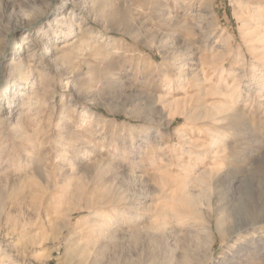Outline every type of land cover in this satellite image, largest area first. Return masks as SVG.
I'll return each mask as SVG.
<instances>
[{
	"label": "rangeland",
	"instance_id": "obj_1",
	"mask_svg": "<svg viewBox=\"0 0 264 264\" xmlns=\"http://www.w3.org/2000/svg\"><path fill=\"white\" fill-rule=\"evenodd\" d=\"M208 1L0 0V264H264V232L206 236L264 221V0Z\"/></svg>",
	"mask_w": 264,
	"mask_h": 264
},
{
	"label": "bare ground",
	"instance_id": "obj_2",
	"mask_svg": "<svg viewBox=\"0 0 264 264\" xmlns=\"http://www.w3.org/2000/svg\"><path fill=\"white\" fill-rule=\"evenodd\" d=\"M214 1L215 0H210L207 2V6L210 7V9L212 11H214ZM255 13H256V15H259V16L261 15L260 12H258V10H256ZM258 32H259V30H258ZM15 67H17V65H15ZM6 89H7V87L5 88V90ZM212 137L213 138L211 140H209V142H207L209 147L214 146L215 144L218 143V139H215V135ZM228 169H230V168H228ZM228 169H226V168L224 169L221 166L217 170L215 169V172H214V168H212V167L206 168L205 167L201 171H199L198 175L196 174L197 176L195 178H193L192 175L189 173V171H187V173H185V175H183V179L180 181V183L178 181L176 183V185L180 184L179 187H177L180 190V192H179V190L177 189V191L179 192V195H177L178 198L176 199L179 202L178 207L172 208V209H167V210H162L161 212L158 213V216H160L162 221L156 225V230L158 232H160V234L162 236H165L167 234H171L174 237L179 238V234H178V232H175L176 231L175 228L173 226L169 227V226H167V224L171 225V221L176 222L175 223L176 225L179 224L178 223L179 221L182 222V221L186 220L189 222L193 221V223L195 221H197L196 218H197L198 214L199 215L201 214V209H199V207H198L199 205H196L197 204L196 198L192 192L194 189H196V188H192L194 186L193 185L194 181L196 180L195 184L198 182V185L203 184V186H204L206 184V186L208 185L209 187H211L212 182L211 183H209V182L212 180L218 181V180L227 179V178H232L231 180H238V179H236L237 175H234L236 172H233L234 173L233 174L232 171L230 172ZM230 182H232V181H230ZM209 184H211V185H209ZM194 187H196V186H194ZM190 189H193V190L190 191ZM178 192L175 194H178ZM175 202H176L175 204L177 205V201H175ZM248 202L249 201L246 200L244 202V205L241 206L237 212L236 211L233 212V210L230 212V214H229V216L231 217L230 225L225 226V218L222 217L221 215H217L216 221L214 224L215 233L209 229H207V230L205 229L206 230V236L209 239L208 246H209L210 250L212 249L215 237L217 236V238L221 241L222 245L225 247V250L227 252H229L240 241L244 240L242 234L246 231H249V230L251 233V237H250L249 241L252 245L255 244L256 237H257L256 233L258 232L260 234V233L264 232V230L260 229L261 227H263L264 221L261 219H259V220L257 219V216H255V214L252 212L251 208L248 206L249 205ZM163 206L165 207V205H163ZM173 206H175V205H173ZM242 218H243V220H242ZM260 235H262V234H260ZM251 253H255V251H252ZM251 260L245 261L244 264H259L257 262H251ZM217 264H226V263H225V261H222V262H219Z\"/></svg>",
	"mask_w": 264,
	"mask_h": 264
}]
</instances>
